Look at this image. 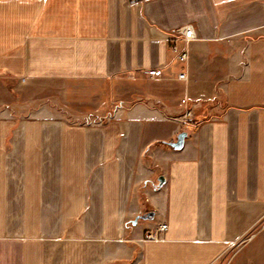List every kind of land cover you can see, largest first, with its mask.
Wrapping results in <instances>:
<instances>
[{
  "label": "crops",
  "instance_id": "crops-1",
  "mask_svg": "<svg viewBox=\"0 0 264 264\" xmlns=\"http://www.w3.org/2000/svg\"><path fill=\"white\" fill-rule=\"evenodd\" d=\"M0 264H264V0H0Z\"/></svg>",
  "mask_w": 264,
  "mask_h": 264
},
{
  "label": "built area",
  "instance_id": "built-area-1",
  "mask_svg": "<svg viewBox=\"0 0 264 264\" xmlns=\"http://www.w3.org/2000/svg\"><path fill=\"white\" fill-rule=\"evenodd\" d=\"M174 35V42L172 43L171 49L176 55V60L179 64H184L188 66L189 63V48L188 45L190 42L197 40V36L192 26L184 27L178 30ZM183 44L184 46H182ZM144 74L149 78H161L164 76V71L160 68L148 69ZM179 80H187V72H183L178 76ZM181 107L183 109V118L191 119L193 117V112L191 110L188 100H183L181 102ZM167 231V225L159 226L156 231L148 234L145 241H159L163 239V234ZM233 246L240 245L239 243L234 242Z\"/></svg>",
  "mask_w": 264,
  "mask_h": 264
},
{
  "label": "water",
  "instance_id": "water-1",
  "mask_svg": "<svg viewBox=\"0 0 264 264\" xmlns=\"http://www.w3.org/2000/svg\"><path fill=\"white\" fill-rule=\"evenodd\" d=\"M185 136H186V134L180 135L179 142H178V145H177L178 148H180L181 145L183 144ZM162 185H163V178L159 182V186H162ZM153 217H154V213H150V214H147L146 216H143V219L144 220H149V219H151Z\"/></svg>",
  "mask_w": 264,
  "mask_h": 264
}]
</instances>
